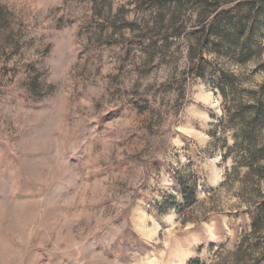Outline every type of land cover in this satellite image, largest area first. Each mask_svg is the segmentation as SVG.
Returning a JSON list of instances; mask_svg holds the SVG:
<instances>
[{
    "label": "rangeland",
    "instance_id": "374dc122",
    "mask_svg": "<svg viewBox=\"0 0 264 264\" xmlns=\"http://www.w3.org/2000/svg\"><path fill=\"white\" fill-rule=\"evenodd\" d=\"M204 1L0 0V264H187L249 229L264 177L211 77L256 90L264 46L213 53L210 19L253 0Z\"/></svg>",
    "mask_w": 264,
    "mask_h": 264
},
{
    "label": "trees",
    "instance_id": "16d2710c",
    "mask_svg": "<svg viewBox=\"0 0 264 264\" xmlns=\"http://www.w3.org/2000/svg\"><path fill=\"white\" fill-rule=\"evenodd\" d=\"M204 2L213 4L209 8L212 13L217 10L216 0ZM207 25L209 35L215 39L210 50L220 54L224 48L243 62L251 52L264 46V0L237 2L221 9ZM211 78L212 86L224 98L228 95L231 98L223 100V105L227 119L238 128L233 136L241 152L238 163L246 168L243 181L250 188H259L258 180L264 177V79L256 90L245 91L235 86L238 75L231 71L217 68ZM194 196L195 189H183V204L189 205ZM249 205L254 207L249 229L241 232L233 249L226 248L225 244L217 248L210 245L212 253L207 261L191 258L187 264H264V196L257 195ZM185 221L186 218L181 223ZM202 250L199 246L197 252Z\"/></svg>",
    "mask_w": 264,
    "mask_h": 264
}]
</instances>
